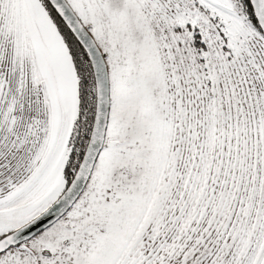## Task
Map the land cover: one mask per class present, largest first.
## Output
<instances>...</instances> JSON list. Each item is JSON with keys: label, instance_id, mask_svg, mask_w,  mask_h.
<instances>
[{"label": "snow or ice", "instance_id": "1", "mask_svg": "<svg viewBox=\"0 0 264 264\" xmlns=\"http://www.w3.org/2000/svg\"><path fill=\"white\" fill-rule=\"evenodd\" d=\"M0 264H264V0H0Z\"/></svg>", "mask_w": 264, "mask_h": 264}]
</instances>
